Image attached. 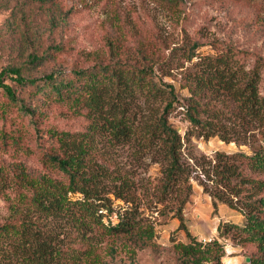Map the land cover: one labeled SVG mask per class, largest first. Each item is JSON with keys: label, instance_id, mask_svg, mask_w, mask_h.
<instances>
[{"label": "trees", "instance_id": "16d2710c", "mask_svg": "<svg viewBox=\"0 0 264 264\" xmlns=\"http://www.w3.org/2000/svg\"><path fill=\"white\" fill-rule=\"evenodd\" d=\"M165 1L171 6L194 2ZM236 1L264 14V0ZM200 46L185 47L191 65L179 80L181 88L189 92L183 101L174 85L156 77L157 63L152 60L149 65L99 62L86 68L53 70L36 78L26 75L22 67H9L1 73L0 89L20 115L29 119L40 160L49 173L34 175L21 164L11 170L12 176L0 169V194L16 202L13 208L20 215V207L26 206L48 218L67 219L75 230L70 237L73 246L66 247L37 221L15 217L0 223L2 254L7 251L14 264H83L93 253L90 234L95 231L108 236L114 252L117 242L125 248L132 241L148 244L154 230L137 220V207L119 209L110 199L128 204L131 199L124 192L129 182L108 167L99 147L100 143L132 140L139 123L144 122L138 110L145 99L152 109L142 129L155 161L163 166L160 192L165 197L180 188L182 192L176 216L178 230L186 232L189 242L174 246L175 264H220L225 255L219 240L199 242L186 226L183 209L192 193L189 180L194 172L215 209L222 203L245 217L243 226L222 223L221 236L235 229L242 235L241 242L253 247L250 264H264V58L232 44L223 45L214 55L199 56ZM53 52L62 53L64 48L55 47ZM49 58L31 54L27 66L33 70ZM8 79L30 89L34 99L20 98ZM52 106L69 116L84 117L87 127L71 131L48 123ZM178 108L190 123L184 136L169 122ZM214 137L248 151L217 152L204 162L195 158L202 169L191 165L183 153L186 143ZM12 140L17 144L18 134ZM8 188L13 198L4 193ZM78 240L83 241L82 250L76 247Z\"/></svg>", "mask_w": 264, "mask_h": 264}, {"label": "rangeland", "instance_id": "374dc122", "mask_svg": "<svg viewBox=\"0 0 264 264\" xmlns=\"http://www.w3.org/2000/svg\"><path fill=\"white\" fill-rule=\"evenodd\" d=\"M194 43L201 45L197 51L199 56L214 55L222 51L223 45L232 44L264 58V14L236 0H194L178 6H171L165 0H53L49 3L0 0V75L9 67H22L26 75L36 78L53 70L86 68L99 62L149 65L152 60L157 63L156 77L174 85L183 101L189 92L181 88L179 80L191 65L186 60L185 47ZM55 47L64 48V52H53ZM31 54L50 58L31 70L27 66ZM7 83L15 87L20 98L34 99L30 89L20 88L10 79ZM261 89L264 92V75ZM144 101L138 110L144 122L139 123L132 140L100 143L99 147L108 167L129 182L124 194L131 201L125 204L110 196L114 206L120 209L128 205L133 210L137 207V220L144 227L151 225L154 236L148 244L132 241L128 248L117 242L114 244L117 252H114L108 236L95 231L90 234L93 253L83 264H175L174 246L189 242L186 232L178 230L180 222L176 213L181 188L169 197L160 192L163 166L155 161L145 139L146 130L142 129L152 109L149 100ZM47 121L71 131H83L88 125L84 117L69 116L55 106L49 110ZM169 122L182 136L190 127L182 108L171 114ZM32 132L29 119L20 115L0 89V169L6 175L12 176L11 170L18 164L34 175L49 173L42 165ZM16 134L17 144L12 140ZM240 150L248 151L235 143L226 144L218 137L193 138L186 143L183 153L191 165L202 169L195 158L204 162L217 152L230 154ZM196 176L195 172L190 176L192 193L183 209L189 233L202 243L219 240L225 251L220 264H250L252 245L242 243V235L235 229L222 236L219 232L222 223L243 226L245 217L222 203L215 209L211 196L203 192ZM4 193L13 198L10 188ZM14 204V200L0 194V223L19 216L29 218L40 223L42 230L62 241L64 246H73L70 237L75 230L67 219L48 218L26 206L20 207V215L14 210ZM78 241L76 247L82 250L83 241ZM15 262L7 251L2 254L0 250V264Z\"/></svg>", "mask_w": 264, "mask_h": 264}]
</instances>
